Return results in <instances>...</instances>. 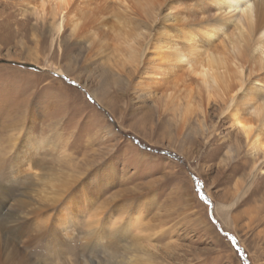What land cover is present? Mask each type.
Wrapping results in <instances>:
<instances>
[{"label": "rangeland", "instance_id": "obj_1", "mask_svg": "<svg viewBox=\"0 0 264 264\" xmlns=\"http://www.w3.org/2000/svg\"><path fill=\"white\" fill-rule=\"evenodd\" d=\"M203 1L0 0V264H264V153L225 104L264 102V53L234 18L205 43ZM191 44L242 89L177 62Z\"/></svg>", "mask_w": 264, "mask_h": 264}, {"label": "bare ground", "instance_id": "obj_2", "mask_svg": "<svg viewBox=\"0 0 264 264\" xmlns=\"http://www.w3.org/2000/svg\"><path fill=\"white\" fill-rule=\"evenodd\" d=\"M69 2L70 0H57L56 9L58 11L64 10L68 6ZM204 4L209 9L211 8V4H216L219 7V9L222 12H224V14L221 15V20H222L221 23L217 25H215L216 23L215 24L208 23L207 25L204 26V31L202 32V34L205 43H210L213 37L217 36L218 32L223 27L222 24L225 23L224 22L225 19L230 20L234 18L237 24L242 25V27L245 29L246 32V37L244 39L245 45L249 44L248 46L251 47V50H252V46H256V49L260 48V50H262V53H264V0H204L203 5ZM60 8L62 10H60ZM62 22H63V18L61 19V22H59L55 27V31L57 34L60 33L62 29ZM195 30L196 29L194 27L188 29L186 28L181 32V34L185 36L184 38L187 39L188 41H192L195 38L194 35ZM231 43H232L231 47L233 53L237 54L238 56L246 58L247 59L246 61H248L249 58L246 57L247 47L241 46L238 39H234ZM181 48L177 46H173L172 53L175 57V60L177 62L188 61L187 63L191 64L188 58H186V57H191L190 59L195 66L194 69L199 74V77L202 78L201 81L204 85L208 83H212L213 85L217 86L218 88L221 87L222 89L227 88L228 86L232 89L236 88L235 91L242 89L241 83L229 82L227 84L228 82L227 78L229 79L231 78H230V72L227 70L228 56H225L224 52L217 53L209 48H205L203 52L201 51L198 52L199 50H197L193 44L185 48L187 49L186 51L184 50V48H182L183 50ZM262 67L264 68V66L260 64L259 68L262 69ZM218 70H220V72ZM236 74L237 76L238 74L241 75V72L239 70H236ZM236 74L235 75L233 74V76H236ZM152 75L154 76L155 72H153ZM238 80L239 79H237V81ZM262 88L263 86H261L259 90L256 89V87L255 89L252 87L244 89L242 91L241 100L246 101L247 98H249L250 96L252 98V94L259 95L261 93L260 91H262L260 89ZM235 100H236V95L230 94L227 97V101L225 102V104H228V102H230V104L226 106V110H228L230 107H233L231 108L230 111L232 126L240 130L244 134L245 139H247L248 141L249 149L253 150L254 152L262 151L264 153V102L256 105L254 102H249L247 100L249 103L246 102V104L250 108L248 109L250 110V116L246 118L243 115H241L240 113L241 109L238 104L237 105L239 107L232 105L235 102ZM15 143H16V139L12 145L14 146ZM30 148L36 149V142H30ZM35 165H39V163H35ZM27 166H28L27 169H23V172L25 174L29 172L30 166L34 168L30 160H28ZM21 169L19 167L17 173L21 174L20 173L22 172ZM30 174L33 175L34 177L37 175L34 172H31ZM2 195L3 194L0 193V196ZM138 217L139 216L137 217L134 216L129 220H127L126 229L136 227L138 223H140ZM62 218L66 219L67 216L64 215Z\"/></svg>", "mask_w": 264, "mask_h": 264}]
</instances>
